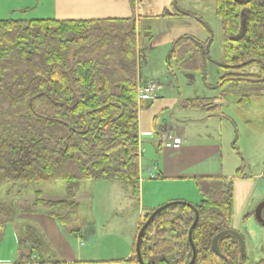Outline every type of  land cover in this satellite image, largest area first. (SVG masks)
Returning <instances> with one entry per match:
<instances>
[{"label": "trees", "instance_id": "16d2710c", "mask_svg": "<svg viewBox=\"0 0 264 264\" xmlns=\"http://www.w3.org/2000/svg\"><path fill=\"white\" fill-rule=\"evenodd\" d=\"M215 12L224 33L227 73L220 78L221 87L250 85L252 91L238 101L247 105L251 93L264 92V0H215ZM166 16L180 15L160 17ZM149 19H0V185H69L64 199L47 200L37 192L31 210L70 227L79 218L75 197L81 182L118 180L138 192V114L148 107L138 98L144 56L140 43L142 34L153 39ZM207 44L183 36L169 58L183 70L204 72ZM252 66H259L261 73L248 72ZM197 186L201 200L187 202L199 212L192 232L194 264H248L230 235L219 240L220 254L212 247L218 233L233 229V179L202 178ZM189 204L163 210L148 225L141 240L145 264L190 263L189 231L196 211ZM156 209L143 216L139 230ZM1 211L0 229L11 219L6 209ZM126 262L139 264L136 248ZM255 264H264V258Z\"/></svg>", "mask_w": 264, "mask_h": 264}, {"label": "rangeland", "instance_id": "374dc122", "mask_svg": "<svg viewBox=\"0 0 264 264\" xmlns=\"http://www.w3.org/2000/svg\"><path fill=\"white\" fill-rule=\"evenodd\" d=\"M176 1L209 27L202 36L208 38L211 44L206 75L203 72H194L195 83H189L185 78L184 74L190 71L183 70L175 59L169 58L172 47H168L169 51L164 53L160 49L149 50L148 72L169 68L176 76H173L174 89L168 94L180 92L182 96V100L175 103L173 109L160 113L159 120L160 123L165 120L167 124L185 128L186 139L221 143L223 175L229 178L240 176L233 179V229L245 238L248 264H255L264 258V228L254 215L257 206L264 200V92L251 93V101L247 105H241L238 101L245 93L252 91L250 85L242 83L217 89L208 87V82L215 79L218 73H227L216 65L222 63L219 60H224V33L221 19L215 12V0H167V8L175 11L178 8ZM159 8L158 5V11L155 12L163 13ZM166 22L163 17H156L146 24H150L154 35H157L165 30ZM141 24L145 26V23ZM141 47L150 49L143 34ZM247 71L261 73L259 66H252ZM197 97L207 98L201 100L205 103L218 97L221 105L211 112L185 107L184 99ZM161 132L173 134L167 129H162ZM118 183L120 182L104 179L81 182L75 197L80 204L79 218L70 227L66 226L68 230L56 225L49 216L34 215L30 209L37 192H41L42 197L47 200L68 198L69 185L66 182L0 185V210L6 209L11 218L0 229V264H40L49 260L64 261L67 264H132L98 261L110 258L116 250L120 252L123 245L125 246L122 240L130 241L132 234L135 236L137 207L140 202L127 197L122 184ZM176 190L192 198L196 197L195 204L201 200L194 182L182 185ZM160 191H165V188L162 186ZM0 213L1 216L3 213ZM41 226L49 231L48 237L55 246L44 237ZM73 229L80 231L72 233ZM90 259L95 262L80 263Z\"/></svg>", "mask_w": 264, "mask_h": 264}, {"label": "crops", "instance_id": "0c3cea01", "mask_svg": "<svg viewBox=\"0 0 264 264\" xmlns=\"http://www.w3.org/2000/svg\"><path fill=\"white\" fill-rule=\"evenodd\" d=\"M175 3H177L178 8L175 9V11H171L167 8V0H0V19L89 20L130 18L138 22L139 17H148L151 18L147 21L149 23L152 21V18H159L163 14L180 15L163 17V20L167 21L165 30L157 35L153 33V39L150 41L146 39L148 48L150 49L146 47L142 48L140 43V50H142L144 55L140 65V82L142 86H144L151 81H155L160 86V90L154 98L145 101L148 107L140 109L138 114L139 138L142 150L140 158L141 178L138 192L135 194L132 191L131 185L116 180V182L122 184L121 187L124 188L127 197L132 198V200H139L140 204L137 207L138 223L135 228V236L132 234L130 241L122 240L125 246L123 245L120 252L116 250L109 256L110 258H102L98 261H107L111 263L126 262L133 254L139 226L146 213L171 201H185L195 204L194 199L196 197L192 198L176 190L181 188L182 185L194 182L199 191L197 186V181L199 179L217 177L229 178L224 176L222 172L223 160L222 145L220 142H197L193 141L191 138L186 139L187 132L185 128L182 129L179 126L167 124L165 120L163 121L165 124H163V122L160 123L159 120L160 113L164 110L173 109L175 103H179L182 100V96H180V92L179 94L177 92L168 94L172 88L174 89L173 76H176L169 68L166 70L160 69L159 71L149 70L148 72L147 69L150 65L149 50L160 49L161 53H164V51L166 52L168 50V47H173L175 41L179 38L190 36L196 38L203 44L208 42L205 48L208 59L209 47L211 44L208 38L205 39L202 36L204 30L209 27L203 21H199L195 14L188 11L184 6L181 7L177 1ZM158 5L160 6L159 9L164 11L163 13L155 12L158 11ZM219 61H222V63H217L216 65L224 69L225 66L222 64H225V54L224 60ZM224 74L225 72L222 74L218 73L215 79L208 82V87L210 89L221 87L220 78ZM184 75L189 83L196 82V73L186 72ZM203 75H206V70L203 72ZM203 99L207 98L197 97L187 100L184 99L186 104L185 107L199 108L203 111L211 112L221 105V100L218 97H214L210 99V102L206 103L201 101ZM208 104L216 106V108L213 109L211 107L209 109L207 108ZM162 129H167L175 135L176 141L171 146H166L160 141L159 136L162 133ZM152 175H154L155 178H152ZM239 177L237 175L230 179ZM162 186L165 188V191L161 192L160 189ZM199 194L201 197V193ZM32 213L36 216H49L56 225L58 224L62 226L63 229L68 230L46 212L33 211ZM41 229L44 232V237L52 242V239L48 237L49 231L45 229L44 226H41ZM61 229L62 228H60V231ZM75 230L80 231V229H73L71 232L74 233L73 231ZM262 241L264 242V236L262 237ZM52 245L55 246V243L52 242ZM63 258L67 259L64 256ZM43 262H60L67 264V262L64 261L49 260L42 261V263ZM93 262H95V260L91 259L80 261V263Z\"/></svg>", "mask_w": 264, "mask_h": 264}, {"label": "water", "instance_id": "95a60500", "mask_svg": "<svg viewBox=\"0 0 264 264\" xmlns=\"http://www.w3.org/2000/svg\"><path fill=\"white\" fill-rule=\"evenodd\" d=\"M131 29H129L127 31V33L130 32ZM262 63L264 64V62H262ZM222 65L226 66L225 64H222ZM261 81H264V77L261 79ZM185 203L189 204V203H187L185 201H171V202H168V203L158 207L150 215V217L147 219V221L144 223V225L139 230V232L137 234V238H136L135 248H136V254H137V259H138V263L139 264H145L143 256H142V253H141V240H142V237H143V233L146 230V228L148 227V225L163 210H165V209H167V208H169V207H171L173 205L185 204ZM189 205L194 207L191 204H189ZM263 209H264V200L261 203H259V205L257 206V208H256V210L254 212V215H255L256 221L264 228V217L262 215ZM195 211H196V219H195V221H194V223H193V225H192V227H191V229L189 231V242H190V244L192 246V249H193V257H192V259H191L189 264H194V262L196 260V257H197L196 247H195V245L193 243V240H192V232H193V229L195 228V226H196V224L198 222V219H199V212H198V210L196 208H195ZM228 235L234 237L237 240L239 248H240L241 259H243L245 257V255H246L245 238L243 237V235H241L239 232L235 231L234 229H227V230H224V231L218 233L214 237V239L212 241L213 250L215 251V253L220 254V249H219V244H218L219 240L222 239L225 236H228Z\"/></svg>", "mask_w": 264, "mask_h": 264}, {"label": "built area", "instance_id": "2783aa9c", "mask_svg": "<svg viewBox=\"0 0 264 264\" xmlns=\"http://www.w3.org/2000/svg\"><path fill=\"white\" fill-rule=\"evenodd\" d=\"M160 86L158 85L157 82L151 81L148 84L142 86L139 88L138 91V98L139 100H150L155 97V95L159 92ZM160 141L166 145V146H171L175 141V135L171 133H161L160 136ZM152 178H155L154 175H152Z\"/></svg>", "mask_w": 264, "mask_h": 264}]
</instances>
